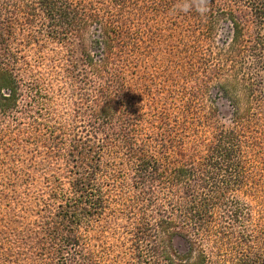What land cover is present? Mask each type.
<instances>
[{
  "label": "trees",
  "instance_id": "16d2710c",
  "mask_svg": "<svg viewBox=\"0 0 264 264\" xmlns=\"http://www.w3.org/2000/svg\"><path fill=\"white\" fill-rule=\"evenodd\" d=\"M222 24L217 128L157 86ZM0 148V264H264V0H0Z\"/></svg>",
  "mask_w": 264,
  "mask_h": 264
},
{
  "label": "rangeland",
  "instance_id": "374dc122",
  "mask_svg": "<svg viewBox=\"0 0 264 264\" xmlns=\"http://www.w3.org/2000/svg\"><path fill=\"white\" fill-rule=\"evenodd\" d=\"M189 35H186L185 40L187 39L188 41H193L192 37H188ZM226 42H227V24H222L217 28V31L215 32L214 37L209 39L208 41L201 40V42L196 43V46L191 52L190 58L186 56H181V54L177 51L176 49L173 48L175 52H171L172 54V61L169 63V65H166L163 70H166L168 72V76L165 77L163 74L158 76V81H160L159 85L157 86L158 93L159 95L166 96L170 93L173 95H177L176 97L178 100L181 98L183 99L184 95L181 92L182 89L184 90L185 84L189 81L188 78L182 77V69L183 67H190L191 69V77L194 78L197 77L199 83V92L200 94H204V96L201 98V101H199L201 108L200 109H195L197 110V115L199 117H204L203 115V104L206 103L207 97H211L214 99V105L218 111L217 115L213 120H211L212 124L210 125L211 127H227L228 125V117L230 116L231 113V107L229 106V102L227 101V98H225L220 90L218 89V79L217 80H206L204 78V74L202 73V70L207 68H211L213 66L216 67H221L220 69L223 70V73L221 74V81L222 79H226L228 81L234 80V74L239 73V78L244 77V75H247L248 73H251L255 71V69L251 66V58L249 57H244L243 59H240L239 65H236L237 63L230 61L227 63V56H223V54H227V51H225L226 48ZM172 45L176 44V42L172 43ZM180 46V45H179ZM177 45V48H179ZM224 50V51H223ZM210 51L214 53L213 59L210 57ZM180 55V56H179ZM221 55V56H220ZM185 57V58H184ZM184 58V59H183ZM205 82L204 84H202ZM54 87H56V99L59 102H62L63 104L67 103V99L64 95H62L59 92V83L54 81ZM182 88V89H181ZM239 95L242 96L241 91L239 92ZM197 98V97H196ZM195 99V98H194ZM194 106L198 108L197 105V99L194 100ZM202 110V111H201ZM209 127V126H208ZM205 127V128H208ZM205 129L202 128V131ZM0 148V158L4 156L3 150ZM11 156V154H8L5 156L6 158ZM219 213H216L214 216L216 217L215 223H221L220 220L218 219ZM179 247H181V244L178 243ZM204 249L206 251H209L212 247V245L208 243L202 244ZM226 248H222L223 255L224 253L227 255V251H225ZM222 256V255H221ZM220 256V257H221ZM222 259H219L216 257V261H220ZM222 263V262H220Z\"/></svg>",
  "mask_w": 264,
  "mask_h": 264
}]
</instances>
